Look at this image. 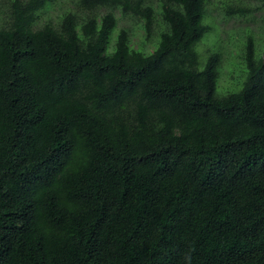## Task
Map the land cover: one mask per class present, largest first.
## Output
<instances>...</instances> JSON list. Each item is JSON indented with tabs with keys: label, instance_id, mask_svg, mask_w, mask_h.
I'll use <instances>...</instances> for the list:
<instances>
[{
	"label": "trees",
	"instance_id": "trees-1",
	"mask_svg": "<svg viewBox=\"0 0 264 264\" xmlns=\"http://www.w3.org/2000/svg\"><path fill=\"white\" fill-rule=\"evenodd\" d=\"M58 1L0 0V264H264V23L197 50L264 0Z\"/></svg>",
	"mask_w": 264,
	"mask_h": 264
},
{
	"label": "rangeland",
	"instance_id": "rangeland-1",
	"mask_svg": "<svg viewBox=\"0 0 264 264\" xmlns=\"http://www.w3.org/2000/svg\"><path fill=\"white\" fill-rule=\"evenodd\" d=\"M63 0H59L56 5H54L48 13H43L42 17L39 20V23L46 21L45 19H50L51 22H55L57 20V16L61 12ZM73 9H76L73 6ZM119 15V12H117ZM210 14V15H209ZM209 14L208 17L214 16V22H213V30L215 28V31L218 32V37H212L210 39H205V37L197 44V50L200 51L203 56L207 53V49H218L219 46H221V49L223 51V58L221 65V77L219 79L218 88L220 87V90L222 93L226 92L228 89L234 87L235 80L240 77V65L241 64V57H240V40H241V33L242 29H248V31L254 33L256 38L260 37V30L259 23H264V10H258L254 12L255 20H250L246 17H230V18H224L219 10V4L211 3L209 6ZM50 17V18H49ZM208 20V19H207ZM138 22V23H137ZM134 19L133 21H122L119 20V27L123 25H128L132 27L135 31L133 37V42L135 46H140L141 40L146 39L145 38V32L142 28H140L139 24H141V20ZM216 32V33H217ZM244 32V31H243ZM116 30L112 33L110 41L113 43V40L115 38ZM214 39L217 40V42L214 41ZM157 40V37L154 36L150 40L143 41L142 49L147 51H151L156 46L155 42ZM214 43H213V41ZM213 43V44H212ZM155 44V46H154ZM218 45V47L216 46ZM204 59V60H203ZM200 60L202 63L205 62V57L202 58L200 55ZM231 61H235L236 63H231ZM231 65L229 66V64ZM219 90V93H220Z\"/></svg>",
	"mask_w": 264,
	"mask_h": 264
}]
</instances>
